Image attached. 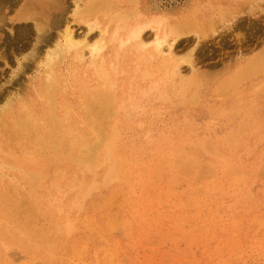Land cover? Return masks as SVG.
Segmentation results:
<instances>
[{"label":"rangeland","instance_id":"obj_1","mask_svg":"<svg viewBox=\"0 0 264 264\" xmlns=\"http://www.w3.org/2000/svg\"><path fill=\"white\" fill-rule=\"evenodd\" d=\"M142 2L148 13L173 19L196 13L200 24L210 17L217 20L227 9L242 10L246 0ZM70 5V0L0 3V93L17 86L21 99L29 97L37 65L24 62L23 73L12 77L2 57L8 47H20L32 35L28 19L44 21L52 33ZM249 12L237 15V23L247 28L236 37L226 30L199 37L194 61L201 85L198 102L183 103L169 82L159 85L160 95H143L148 84L141 81L131 90L124 86L121 109L106 124L115 129L110 153L121 180L103 185L112 162L110 157L104 163V156L93 171L51 161L53 170L43 172L35 189L0 167V179L24 192L14 198L11 216L0 213V264H264V69L231 85L248 57L264 54V10ZM65 18L76 33L86 31L71 14ZM237 38L246 45L239 47ZM195 39L189 36L181 46ZM236 139L237 145H227ZM2 149V155L10 151ZM182 159L197 169L180 171ZM199 164L215 172L206 177L211 170L205 167V173ZM228 166L240 175L226 173ZM197 170L206 174H198L203 179H195ZM93 181L98 189L84 198Z\"/></svg>","mask_w":264,"mask_h":264},{"label":"bare ground","instance_id":"obj_2","mask_svg":"<svg viewBox=\"0 0 264 264\" xmlns=\"http://www.w3.org/2000/svg\"><path fill=\"white\" fill-rule=\"evenodd\" d=\"M1 2L6 4L11 0ZM70 3V8L64 12L58 9L63 18L56 20L52 33L47 30V25L41 24L44 21L28 19L33 23L32 35L25 36L20 47H8V53L2 57L3 67L12 70V77L16 72L23 73L24 62L37 65L31 69L37 73L34 75L37 81L29 97L24 94L26 98L22 96L21 99V87L17 86L0 93V167L17 173L18 178L30 183L34 189L42 180L43 172L53 168L51 161L93 171L103 164L100 162L103 156L104 163L109 160L115 129L107 128L106 124L121 109L120 93L124 92V86L131 90L141 81L148 84L141 92L143 95H160L159 85L169 82L183 103L198 102L201 85L196 80L198 71L194 61L199 58L195 55L199 37L213 35L218 30H226L236 37L247 28L237 23V15L242 10L260 13L264 10V0H246L242 10L227 9L218 13L217 20L210 17L199 24L196 13L185 19H173L156 11L150 14L142 0H70ZM67 13L86 26L84 33L75 32L71 21L65 18ZM189 36H194L197 42L181 46L180 42ZM237 41L239 47L246 45L243 38H237ZM263 56L248 57L234 73L230 84L262 73ZM128 60L131 62L129 68L124 66ZM11 62L12 67L9 66ZM188 94L190 96L185 99ZM233 143L230 146L227 142V145L233 147L239 141ZM204 144V149L209 152L208 140ZM3 147L10 151L2 155ZM111 160L103 177L104 186L122 179L114 170L113 158ZM183 160L177 164L180 171L185 169L190 173L188 169H197L196 165L191 167ZM200 167L204 172L206 168L211 170L210 174L197 170L201 172L195 177L201 173L208 177L215 172L204 165ZM229 167L226 173L240 175L239 169ZM199 177L195 179L204 178ZM98 187L93 181L84 198L90 197ZM22 194L24 192L15 191L10 183L0 179V213L7 211L11 216L10 211L16 209L14 198ZM248 195L253 200L252 195ZM70 230L73 231L72 227Z\"/></svg>","mask_w":264,"mask_h":264}]
</instances>
